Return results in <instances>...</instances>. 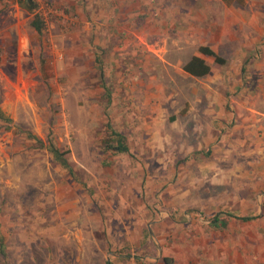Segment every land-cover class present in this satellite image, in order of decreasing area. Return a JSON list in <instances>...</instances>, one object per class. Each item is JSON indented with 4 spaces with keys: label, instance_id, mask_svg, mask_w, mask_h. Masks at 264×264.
<instances>
[{
    "label": "rangeland",
    "instance_id": "rangeland-1",
    "mask_svg": "<svg viewBox=\"0 0 264 264\" xmlns=\"http://www.w3.org/2000/svg\"><path fill=\"white\" fill-rule=\"evenodd\" d=\"M35 1L0 0V264H264V0Z\"/></svg>",
    "mask_w": 264,
    "mask_h": 264
},
{
    "label": "trees",
    "instance_id": "trees-1",
    "mask_svg": "<svg viewBox=\"0 0 264 264\" xmlns=\"http://www.w3.org/2000/svg\"><path fill=\"white\" fill-rule=\"evenodd\" d=\"M17 3L24 9H26L29 13H31L32 19L30 21V26L37 32L41 33L44 30L45 24L44 21L39 13L36 12L38 9V5L35 0H17ZM198 52H200L203 55L213 57L215 62L217 64H222L224 60L220 57H218L210 48L208 47H200L198 49ZM183 70L190 74L191 76H194L196 78H201L203 76H206L209 71V65L201 59L198 56H192L191 59L183 66ZM11 119L5 115V113L0 108V123L2 124L0 126L1 130L3 131H9L11 128ZM107 128L110 131V141L104 143V148L106 150H109L111 152L117 153V154H127L129 153V148L125 144L124 137L121 133L117 132L116 130L112 129L111 125L108 124ZM21 135H24L26 138L33 140L37 145L40 147H44L48 153L53 157V160L58 163L63 169H66L70 174L72 173V169L66 159V151H61L59 147L56 146L54 143V140L48 136L47 143L45 144L44 141L39 139L37 136L33 135L29 131L20 130L17 131ZM229 217H232L233 215H228ZM242 221H250L252 218L250 217H239ZM211 224L218 227H226L227 223L225 221H221L217 216H215ZM0 254L4 255V244L2 240L0 239ZM105 264H112L109 260L105 262Z\"/></svg>",
    "mask_w": 264,
    "mask_h": 264
},
{
    "label": "crops",
    "instance_id": "crops-1",
    "mask_svg": "<svg viewBox=\"0 0 264 264\" xmlns=\"http://www.w3.org/2000/svg\"><path fill=\"white\" fill-rule=\"evenodd\" d=\"M82 3L84 2V0L83 1H81ZM84 4V3H83ZM110 5H111V7H112V16H114L116 13H117V9H118V0H110ZM125 6H127V4H125ZM115 20H116V23L115 22H112V23H110L109 24V26H111V28L113 29V30H117V31H119V29H120V26L117 24V18H115ZM114 21V20H113ZM212 50V49H211ZM213 51V50H212ZM214 52V51H213ZM215 53V52H214ZM216 54V53H215ZM217 55V54H216ZM206 56V55H205ZM218 56V55H217ZM210 57V56H209ZM98 58H99V60H101L100 59V57L98 56ZM201 58V57H200ZM213 58V57H212ZM191 59V58H190ZM189 59V60H190ZM202 59V58H201ZM214 59V58H213ZM94 60H98V59H94ZM188 60V61H189ZM102 61V60H101ZM187 61V62H188ZM205 61V60H204ZM215 61V60H214ZM186 62V63H187ZM185 63V64H186ZM216 63V62H215ZM184 64V65H185ZM224 64V62L221 64V65H223ZM208 65V64H207ZM210 68V67H209ZM184 71V70H183ZM210 72V71H209ZM184 74H186L189 78H191V79H196V77H194V76H191L190 74H188V73H186L185 71L183 72ZM209 74V73H208ZM207 74V75H208ZM206 75V76H207ZM203 77H205V76H203ZM203 77H201V78H203ZM198 79V78H197ZM105 91H110L108 88H105ZM252 111V113L254 112V115L252 116V117H249V118H245L247 121H251L252 119H254V120H259L260 122H261V125H264V123H262L263 121H264V111H261V110H256V109H252L251 110ZM256 115H259L260 117H257ZM255 124V123H254Z\"/></svg>",
    "mask_w": 264,
    "mask_h": 264
}]
</instances>
